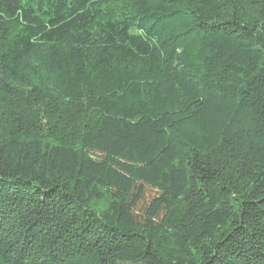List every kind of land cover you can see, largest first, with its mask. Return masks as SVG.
Instances as JSON below:
<instances>
[{
  "label": "trees",
  "instance_id": "trees-1",
  "mask_svg": "<svg viewBox=\"0 0 264 264\" xmlns=\"http://www.w3.org/2000/svg\"><path fill=\"white\" fill-rule=\"evenodd\" d=\"M0 264H264V0H0Z\"/></svg>",
  "mask_w": 264,
  "mask_h": 264
}]
</instances>
